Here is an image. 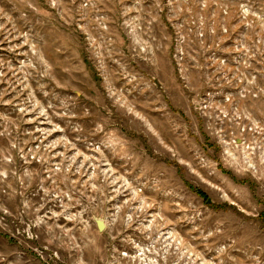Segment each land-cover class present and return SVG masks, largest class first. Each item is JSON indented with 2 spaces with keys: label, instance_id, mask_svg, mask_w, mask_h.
<instances>
[{
  "label": "rangeland",
  "instance_id": "1",
  "mask_svg": "<svg viewBox=\"0 0 264 264\" xmlns=\"http://www.w3.org/2000/svg\"><path fill=\"white\" fill-rule=\"evenodd\" d=\"M0 264H264V0H0Z\"/></svg>",
  "mask_w": 264,
  "mask_h": 264
},
{
  "label": "water",
  "instance_id": "2",
  "mask_svg": "<svg viewBox=\"0 0 264 264\" xmlns=\"http://www.w3.org/2000/svg\"><path fill=\"white\" fill-rule=\"evenodd\" d=\"M95 221H96V226H97V228H98L99 230L103 229L104 225H103V222H101L102 219H96Z\"/></svg>",
  "mask_w": 264,
  "mask_h": 264
},
{
  "label": "bare ground",
  "instance_id": "3",
  "mask_svg": "<svg viewBox=\"0 0 264 264\" xmlns=\"http://www.w3.org/2000/svg\"><path fill=\"white\" fill-rule=\"evenodd\" d=\"M101 222H103V221H101ZM103 225H104V223H103Z\"/></svg>",
  "mask_w": 264,
  "mask_h": 264
}]
</instances>
